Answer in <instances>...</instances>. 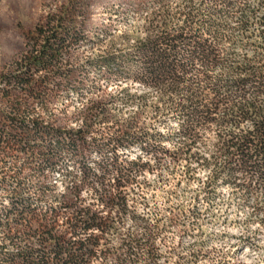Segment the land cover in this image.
<instances>
[{
  "label": "trees",
  "instance_id": "1",
  "mask_svg": "<svg viewBox=\"0 0 264 264\" xmlns=\"http://www.w3.org/2000/svg\"><path fill=\"white\" fill-rule=\"evenodd\" d=\"M79 3L37 25L15 70L1 77L0 99L8 106L0 111V188L5 191L0 198L5 237L0 264H93L109 258L103 247L114 229V216L129 214L128 203L135 196L145 199L140 193L151 185L148 175L165 167L182 166L185 180L193 179L197 168L208 170L199 190L205 199H213L222 181L238 189L245 201L253 200V213L261 216L264 228V0L139 3L141 24L122 37L127 47L110 46L86 62L96 70L98 82L117 83L126 106L140 108L119 127L115 116L107 118L101 102L88 100L102 86L88 85L76 71L63 67L84 29L79 18L88 3ZM73 92L78 102L87 103L78 129L24 117L32 108ZM147 110L154 112L155 121L150 128H138ZM170 117L177 128L161 132L158 125ZM100 123L116 126L117 132L91 136ZM134 147L139 149L134 157L118 152ZM64 155L69 166L61 174L63 190L41 207L23 189L25 171L46 179L63 165ZM7 162L21 164L11 169ZM153 181L161 182V175ZM46 192L41 189V201ZM83 192L92 203L85 204ZM190 213L200 215L197 207ZM251 240L245 236L244 243ZM18 244L15 254L7 253L8 246ZM123 245L126 254L115 261H135L129 249L141 248L140 241ZM154 250L150 245L149 260H154ZM191 260L198 257L192 254Z\"/></svg>",
  "mask_w": 264,
  "mask_h": 264
},
{
  "label": "rangeland",
  "instance_id": "2",
  "mask_svg": "<svg viewBox=\"0 0 264 264\" xmlns=\"http://www.w3.org/2000/svg\"><path fill=\"white\" fill-rule=\"evenodd\" d=\"M75 1L0 0V81L3 75L15 70L14 64L25 52L29 33L44 22L48 15L61 14ZM78 1L79 7L85 5L82 1L88 3L87 11L79 18L85 23L84 29L78 43L65 55L63 67L76 71L77 78L88 85L97 82L102 86V91L89 94L88 100L101 102L100 106L105 110L107 118L115 116L119 127L124 120L139 112L140 108L137 105L126 106L118 97L120 88L114 85L117 83L103 80L98 82L96 70L86 65V62L107 53L110 46L117 50L125 49L127 45L122 37L124 34L131 35V30L141 24L136 6L141 2L146 4L149 0ZM2 85L0 82V89ZM154 99L155 96H151V100ZM6 102L0 99V111L7 110ZM86 105L78 102L73 92L44 107L32 108L24 113V117H39L52 126L76 130L81 125L80 118ZM154 117L153 111H145L138 119V128H150L155 121ZM177 125V120L170 117L167 123L158 127L161 132H167L169 128H177ZM110 126L109 123L95 125L91 136H108L117 132L116 126ZM205 143H210V140H205ZM166 144L168 148H173L172 142ZM138 150L134 147L118 152L122 156L134 157ZM207 150V147H203L201 152L207 156ZM63 162L62 166L46 174V179L36 176L31 170L25 171L23 189L39 206L44 207L52 196L63 190L61 174L69 166L67 155L63 156ZM35 163H31L33 167ZM20 164L7 162L6 167L14 169V166L19 167ZM183 171L182 166H177L175 170L165 167L148 175L151 185L140 193L145 199L135 196L128 203L129 214L121 218L114 216V229L106 237L103 247L110 252V257L103 260L98 258L93 264H119L115 258L126 254L124 241L133 239L140 241L142 247L131 246L129 253L137 259L127 264H264V228L260 224L261 216L253 213V200L245 201L238 189L220 181L215 196L208 201L199 190L202 182L209 178V171L197 168L190 180L184 179ZM157 174L161 175V182L153 181ZM43 188L47 192L44 201H41L39 196ZM198 194L199 201L195 202L194 198ZM3 196L5 191L0 188V198ZM83 197L86 198V205L92 203L84 192ZM196 207L200 215L193 216L190 211ZM135 216L144 217V220H134ZM147 234H151L150 240ZM245 236L253 240L249 244L244 243ZM4 238L0 229V246L5 242ZM150 245L156 254L153 261L146 255ZM19 246H8L7 253L15 254ZM192 254L198 257L197 261L191 260Z\"/></svg>",
  "mask_w": 264,
  "mask_h": 264
}]
</instances>
